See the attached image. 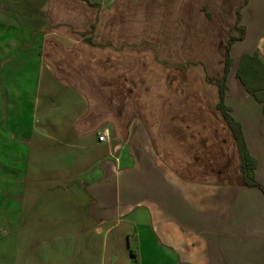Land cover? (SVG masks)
<instances>
[{
  "label": "crops",
  "instance_id": "obj_1",
  "mask_svg": "<svg viewBox=\"0 0 264 264\" xmlns=\"http://www.w3.org/2000/svg\"><path fill=\"white\" fill-rule=\"evenodd\" d=\"M90 1L0 0V207L10 227L24 229L37 191L71 194L78 212L82 190L94 234L130 226L132 264H264V191L245 185L207 80L223 76L245 0ZM241 15L226 104L264 188V104L236 78L244 54L264 62V0ZM57 87L82 100L79 117L53 116Z\"/></svg>",
  "mask_w": 264,
  "mask_h": 264
},
{
  "label": "rangeland",
  "instance_id": "obj_2",
  "mask_svg": "<svg viewBox=\"0 0 264 264\" xmlns=\"http://www.w3.org/2000/svg\"><path fill=\"white\" fill-rule=\"evenodd\" d=\"M56 97L57 105L49 108L56 119L69 113L72 114L70 119L82 114L84 107L79 97L66 95L62 90ZM73 103L78 104L75 111L70 109ZM44 104L45 99L42 106ZM42 117L40 111L39 118ZM91 160L90 157V164ZM71 197V194L48 187L37 191L34 198L36 204L27 207L29 218L20 231L10 227L6 211L0 207V264H90V261L96 264L101 261L105 264H132L131 246L136 247L137 239L123 235L130 230V226L127 228L122 223L120 228L113 229L108 238L98 236L91 231L93 225L86 218V194L82 190L78 192V212L76 205L69 204L74 200ZM59 200L64 201L60 206L56 204ZM143 219L148 218L143 215ZM117 222L113 220L109 226H116ZM119 235L124 238L120 240ZM105 240L109 243L108 249L104 248ZM91 242L96 250L92 254Z\"/></svg>",
  "mask_w": 264,
  "mask_h": 264
},
{
  "label": "trees",
  "instance_id": "obj_3",
  "mask_svg": "<svg viewBox=\"0 0 264 264\" xmlns=\"http://www.w3.org/2000/svg\"><path fill=\"white\" fill-rule=\"evenodd\" d=\"M83 1L87 2L90 6L95 7L90 0ZM248 2L249 0H245L244 4L236 10L237 19L234 29L239 35L230 36L224 47L226 58L223 76L220 78H208L207 80L210 84L215 85L219 90V102L217 109L221 113L224 122L232 132L237 143L241 158V173L245 185L249 188H258L264 191L263 186L256 178L258 161L252 156L249 150L242 124L233 117L231 113L232 109L226 104V95L229 89L228 77L231 72V68L234 65L231 50L236 42H240L245 39L246 29L241 25V11ZM88 42L90 43V41ZM236 78L244 86L248 94L253 96L259 103L264 104V62L258 53H254L253 55L244 54L242 56L236 70Z\"/></svg>",
  "mask_w": 264,
  "mask_h": 264
},
{
  "label": "built area",
  "instance_id": "obj_4",
  "mask_svg": "<svg viewBox=\"0 0 264 264\" xmlns=\"http://www.w3.org/2000/svg\"><path fill=\"white\" fill-rule=\"evenodd\" d=\"M99 142L105 143L108 140L107 132H103L98 137Z\"/></svg>",
  "mask_w": 264,
  "mask_h": 264
}]
</instances>
